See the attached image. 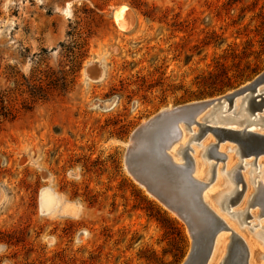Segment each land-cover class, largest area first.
Segmentation results:
<instances>
[{
	"label": "rangeland",
	"instance_id": "1",
	"mask_svg": "<svg viewBox=\"0 0 264 264\" xmlns=\"http://www.w3.org/2000/svg\"><path fill=\"white\" fill-rule=\"evenodd\" d=\"M122 6L131 32L117 26ZM263 73L264 0H0V264H183L188 226L129 172L131 137ZM45 188L62 199L51 212ZM248 221L232 222L263 263Z\"/></svg>",
	"mask_w": 264,
	"mask_h": 264
},
{
	"label": "water",
	"instance_id": "2",
	"mask_svg": "<svg viewBox=\"0 0 264 264\" xmlns=\"http://www.w3.org/2000/svg\"><path fill=\"white\" fill-rule=\"evenodd\" d=\"M264 85V73L244 88L232 94H227L218 99L200 100L193 103L175 107L173 110L158 113L146 124H142L134 131L131 142L134 145L128 149L126 164L134 179L147 188L148 192L159 199L168 209L174 212L188 226L193 239L192 249L183 264H207L214 244V239L219 231L222 221L204 203L202 192L207 184L198 181L193 176L194 159L188 146L185 149L184 164L173 162L168 153V148L180 138L179 125L184 122L190 129L193 125L200 131L195 141L203 139L207 133L212 132L216 143L210 147V153L205 155L208 160L214 161L211 170L210 183L214 181L216 169L219 163H225L227 155L220 151V145L229 141L239 149L241 163L238 166L239 182L242 189L237 191L238 200L246 190V184L242 179V170L245 158L253 157V166H257L258 159L264 155V135L254 131L243 129L237 130L224 126H216L205 120L200 122L199 117L208 109H222L228 103V110L234 108L238 97L247 95L252 101L253 111H262L264 108V93L259 88ZM148 139L149 152L144 165L140 164L139 153L135 151L140 140ZM135 151V152H134ZM251 214L247 213L244 222L248 221ZM225 228L226 225H223ZM233 250L230 251V264H247V246L245 242L233 233ZM236 246H240L241 258L236 255ZM238 257V258H237ZM242 259V260H241Z\"/></svg>",
	"mask_w": 264,
	"mask_h": 264
},
{
	"label": "bare ground",
	"instance_id": "3",
	"mask_svg": "<svg viewBox=\"0 0 264 264\" xmlns=\"http://www.w3.org/2000/svg\"><path fill=\"white\" fill-rule=\"evenodd\" d=\"M69 6L70 4L68 5V8ZM115 19L118 28L123 32L133 31L138 20L133 9L128 6L120 7L115 13ZM96 68H93V70ZM259 91L264 93V85L259 88ZM252 105L253 104L250 96L243 95L237 98L234 103L233 110L227 111L228 103H225L222 106V109H208L199 117L198 120L200 122H204L205 120H207L210 124L237 130H243L246 128L248 130L254 131L255 133L264 135V108L261 112L253 111ZM173 109L174 108H167L165 110H162L160 113ZM148 121L144 122L143 124H146ZM179 129L181 132L180 138L173 142L172 145L168 148L169 156L174 163L181 165L185 162L183 156L185 154L186 147L190 146L193 149V176L198 181L207 184L202 192L203 201L222 221L223 225H226L227 227L225 228L222 224L220 225L219 231L214 239L211 256L207 264H230V251L233 250L234 252V244L232 245L233 233L237 235V237H240L247 246V264H264V262L256 263L254 260V255L256 253L255 250L258 246L255 244L256 242H252L251 239L250 241L246 240L243 235L237 229H235L234 223L232 222L234 221L236 223L237 221L239 225L241 224V226L243 225L244 227V224H246L244 222V217L247 213H250L251 216H254L255 219H259V222L254 226L259 227L260 230L254 231V229V232L252 233L254 237L258 241H261L264 245V200L262 199L264 197V178L261 179L260 177V173H264V155H261L259 157L258 162L256 163V167L253 166V157L245 158L242 161V164H244V169L242 170V172L245 171V168L246 170L248 168V173H250L251 177L248 178V174H246V172L245 175L242 173V179L246 184V190L238 200L237 191L241 190L243 185L242 182H239V176L237 172L238 166L240 165L242 159H240V155L238 152L239 148L234 143H230L229 141L223 142L220 145V151L225 153L227 155V158L225 165L220 170L226 176V183L228 187L218 197L216 196L219 193L218 189L223 186L225 187L224 178L218 170L216 171V176L214 179L215 182L210 183L211 175H208L209 177L208 179H206L204 173L205 171L207 172V170L200 160V155L204 157L205 155L209 154L210 147L217 142L214 134L212 132L207 133L202 143L199 144L200 151H198L197 149L195 150V147L193 148L192 145H194V143L196 142L195 137L200 131L199 127L193 125L192 128L189 129L184 122H181L179 125ZM209 134H212L213 136ZM147 142V138L142 139L137 145L135 151L139 153V156L144 153ZM131 145L134 144L130 142L129 148L131 147ZM212 164L213 163L208 164L210 166V172L212 170ZM206 167L209 168L208 166ZM257 177L260 178L259 181L257 180ZM247 183H252L254 185V188H249V186L247 188ZM61 201L62 199L53 189L45 188L41 194V209L43 212H51L58 204L61 203ZM236 206H238V208L233 209V207ZM251 207H254V210L252 212ZM257 208H259V211L257 210ZM73 211H75L73 210V205L69 203L62 209V212L66 214H72ZM222 213H224V215H227L228 217H225ZM227 231H230L231 235L226 234L225 232ZM241 249L242 248L240 246H236V255H238V257L240 256L239 258H241ZM262 257L264 259V255Z\"/></svg>",
	"mask_w": 264,
	"mask_h": 264
}]
</instances>
